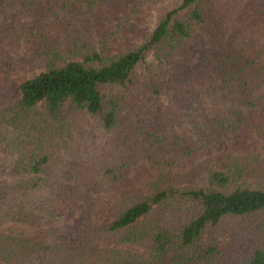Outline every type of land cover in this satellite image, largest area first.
<instances>
[{
    "label": "trees",
    "instance_id": "1",
    "mask_svg": "<svg viewBox=\"0 0 264 264\" xmlns=\"http://www.w3.org/2000/svg\"><path fill=\"white\" fill-rule=\"evenodd\" d=\"M198 32L209 43L189 65L177 53ZM17 68L40 71L0 109V155L13 156L0 157V225L37 226L112 190L100 231L148 255L0 228V264H264V159L228 154L200 178L201 164L166 169L241 128L264 140V0H0V71ZM140 158L160 174L131 192ZM257 218L235 263L217 233Z\"/></svg>",
    "mask_w": 264,
    "mask_h": 264
},
{
    "label": "rangeland",
    "instance_id": "2",
    "mask_svg": "<svg viewBox=\"0 0 264 264\" xmlns=\"http://www.w3.org/2000/svg\"><path fill=\"white\" fill-rule=\"evenodd\" d=\"M209 35L198 32L187 43L182 52L177 53V58L189 65L197 60L199 49L207 46ZM40 70L26 71L20 68L0 71V109L8 105L21 95L20 85L23 79L37 74ZM246 156L254 154L264 159V140L257 135L254 129H238L223 135L216 141L210 150L193 161H184L170 169L172 172L187 171L201 164L202 172L199 176H206L209 169L221 168L225 156ZM1 158L11 161L13 156L1 154ZM160 174V169L146 158H140L130 168L129 178L131 192H147L151 182ZM197 179L195 183L200 182ZM121 201V194L112 190L92 193L88 201H80L72 211L62 216L44 218L37 226L28 225L17 221H8L0 228L8 233L22 236H34L40 239L53 241H81L87 239L99 247L119 248L148 255L147 248L137 245L118 244L108 240L100 231V226L111 221ZM261 217V216H260ZM222 234L217 233L221 240H233L236 243L237 253L235 263L247 257L252 249L256 236H260L261 219L257 218L245 231L234 229L233 223L228 225ZM234 232V234H233Z\"/></svg>",
    "mask_w": 264,
    "mask_h": 264
}]
</instances>
